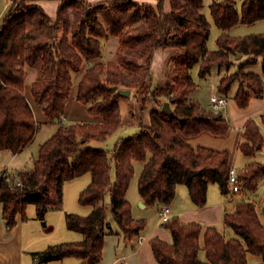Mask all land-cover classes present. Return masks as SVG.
<instances>
[{
    "label": "trees",
    "instance_id": "1",
    "mask_svg": "<svg viewBox=\"0 0 264 264\" xmlns=\"http://www.w3.org/2000/svg\"><path fill=\"white\" fill-rule=\"evenodd\" d=\"M36 1L44 0H12L0 25V151L19 154L32 144L38 131L36 108L58 127L40 146L31 170L0 176L3 215L12 228L17 216L26 220V208L34 205L46 226L47 213L63 207L65 182L88 173L92 179L79 203L93 207L86 216L66 214L68 229L81 233L83 240L34 253L39 262L75 257L80 264H99L110 229L109 212L127 241L145 230L146 221L133 218L127 199L136 162L144 164L138 191L149 207L169 206L180 184L188 187L199 207L206 205L212 184L224 195L231 193L234 152L191 143L205 133L225 137L231 130L223 112L191 98L199 87L191 70L199 66V78L206 79L214 69L236 68L221 77L218 90L228 95L237 85L234 99L241 109L252 98H262L264 33L236 37L228 31L238 24L264 21V0H243L240 11L236 0L211 5V16L222 30L215 50L208 48L211 26L201 11L203 0H158L156 6L138 0H57L55 21ZM110 37L120 41L117 59L103 63V42ZM158 49L175 52L173 72L155 84L152 64ZM86 63L89 68L78 84L77 100L93 119L65 123L62 117L74 77ZM260 63L262 74L249 70ZM30 69L36 70L37 78L27 91ZM121 86L138 91L130 114L138 119L139 130L119 140L112 151L95 147L94 142L106 141L122 126L120 100L127 97L119 93ZM151 101L155 107L145 115ZM165 102L174 106L172 113L162 110ZM261 121L264 125V114ZM243 139L238 149L245 156L264 150V135L255 120L246 122ZM237 172L239 191L232 193L253 194L264 179V163L252 161ZM259 216L255 202L241 198L235 210L224 215L232 238L215 227L172 216L163 223L172 243L152 239L154 257L159 264H249V256H254L264 264V224Z\"/></svg>",
    "mask_w": 264,
    "mask_h": 264
},
{
    "label": "crops",
    "instance_id": "2",
    "mask_svg": "<svg viewBox=\"0 0 264 264\" xmlns=\"http://www.w3.org/2000/svg\"><path fill=\"white\" fill-rule=\"evenodd\" d=\"M87 1L90 3H95L103 0ZM138 1L153 6H156L158 3V0ZM35 4L42 6L50 18L53 21L56 20L59 6V2L57 0L36 1ZM11 5L12 0H0V25L9 13ZM221 34L222 30L219 31L218 37ZM229 34L234 36L230 32ZM236 37H238V35H236ZM119 47V38H108L103 42V53L99 61L103 63L115 62ZM174 52L175 49H158L155 52L152 64V74L154 76L155 84L161 83L165 80L164 68L166 62ZM88 68L89 64L86 63L82 71L75 75L74 86L76 82L78 84L80 83ZM249 70L258 74H262V69L261 71H255L253 69ZM196 72L199 73V67ZM193 74L192 76L198 83L199 87L194 92V97H192V99L199 100L205 108H210L209 98L206 101L202 100L203 93L202 90H200V82L196 80ZM217 74L216 75L219 79V72ZM28 77L32 79V84L37 78L36 70L30 69ZM217 83L218 80L215 81L216 85ZM236 90L237 85H235L231 93L228 94L229 104L223 111L225 118L229 121L231 126L230 133L225 137H214L205 133L195 139H192L191 143L193 145H204L218 150L229 149L233 151L234 159L232 165L238 171L243 169L249 162H261L259 159L264 157V150L256 152L251 157H247L238 149L239 144L244 141L243 132L245 124L248 120H255L260 125L264 135V125L261 121V116L264 114V96L262 98H252L249 106L245 109H241L238 107L234 99ZM9 153L11 152L0 151V157H7ZM18 155L19 154L11 153L12 160ZM238 161H240L241 166H236ZM143 167L144 164L140 163L138 181ZM128 192L127 199L132 205L133 218L135 220L146 221V228L138 237L134 238L132 241H127L113 217L110 219L108 216L110 229L107 231L104 239L103 256L99 264H159L152 251V239L159 238L166 243H172V235L169 230L163 226L159 215L160 210L164 206L149 207L143 202L139 191L137 194L132 193V195H130ZM256 194H258V192ZM238 198L240 197L232 192L229 195L222 194L220 187L216 184H212L208 188L206 205L199 207L192 202L188 187L184 184H180L177 186L175 198L169 206L171 207L172 216H177L181 222L200 223L204 227H215L221 233H223L226 238H232L235 237V235L234 233L232 234V230L226 227L224 224V215L226 212H233L235 210L237 202L239 201ZM142 203L145 206H142ZM88 207L90 208V213L93 210V207ZM27 209L28 207L26 208V211ZM49 212L46 217V221L48 223H46V226H44L38 219L35 208V211L28 213L26 220L22 219L21 214H19L17 216L16 225L10 228L8 227L3 215V204L0 202V264H44L39 262L33 256V254L41 253L48 247L60 243L79 242L83 240L84 236L81 233L78 232L77 235L75 233H68L75 232L69 229H67L69 231L65 232L63 231V228H65L63 226L61 227L62 229L59 230L60 235H50V233L54 231V228H52L54 226H51V224H54V219L51 215H49ZM67 213L70 212H66V214ZM80 262L81 261L78 258L68 257L63 260L52 261L48 264H80Z\"/></svg>",
    "mask_w": 264,
    "mask_h": 264
},
{
    "label": "rangeland",
    "instance_id": "3",
    "mask_svg": "<svg viewBox=\"0 0 264 264\" xmlns=\"http://www.w3.org/2000/svg\"><path fill=\"white\" fill-rule=\"evenodd\" d=\"M225 0H203V7L201 9L202 13L207 16L208 21L210 22L211 26V34L208 40V48L211 50H215L217 48V38L219 35V31H221L220 28L217 27L215 24L212 16H211V5L214 2H223ZM237 7L239 11L241 10V5L243 0H236ZM228 32L233 34L234 36L238 35V37H243L247 35L252 34H260L264 33V21H258L253 24H238L234 27H232ZM240 57V55H238ZM232 59H235V57H232ZM199 66H195L192 69V74L195 76L196 80L200 82V90H202V96L203 101H206L211 93V82L215 84V81L221 79V77L230 75L231 73H234L236 68H232L230 71L222 70L219 72L220 77L218 79V72L217 70H213V72L206 78V79H200L198 76V69ZM250 69H253L255 71H261L262 67L261 64H258L255 67H252ZM173 72V65L171 63V57L166 62L164 73H165V79L166 77H169L170 73ZM216 72V73H215ZM217 74V75H216ZM77 75V74H76ZM212 80V81H211ZM32 79L30 77L27 78V91H30ZM77 89H78V83L76 82L75 86L72 89L71 98L68 102L67 110L65 114L63 115V121L65 123H75V122H83V121H91L93 119V116H91L88 113L87 107L81 104L77 100ZM120 89H125L124 87H120ZM127 90V89H125ZM130 95L129 97L125 99L120 100V106H121V113H122V126L112 135L110 136L106 141L104 142H94L93 145L98 148H103L108 151H112L116 145V143L124 138H128L129 136L134 135L138 132V119L132 118L130 111L133 108V104L136 100L137 90L136 89H129ZM194 97V93L191 95V98ZM161 101H166V97L162 96L160 97ZM155 107L154 102H150L147 106V109L145 110V115H148L150 110ZM36 108V107H35ZM173 109L174 106H171ZM39 109V108H38ZM36 110V119L38 122V131L35 136L34 141L30 146H28L26 149H24L22 152L19 153L16 158H13L11 153L8 154L7 157H0V176L3 172H6V174H16L19 171L22 170H31L33 168V161L38 156L39 148L40 146L45 143L57 130V124L56 123H48L45 119V116L41 114V112ZM146 121V118L143 119V122ZM264 155V153H263ZM259 161L264 163V157L260 158ZM236 166H241L240 161L236 163ZM139 167L140 163L136 162L135 164V175L131 181L130 187H129V194L132 195V193H138V174H139ZM234 168V167H233ZM239 171V170H238ZM236 173L237 170H236ZM91 174L88 173L82 177L75 178L74 180L67 181L64 184V204L63 207L59 210H53L49 212V215L52 216L54 219V224L51 226H54V231L50 233V235H60V229L63 228V231H69L67 230L66 226V218L65 214L66 212L74 213L81 216H86L89 214L90 208L88 206H83L79 203V196L80 193L88 186L90 183ZM217 185V184H216ZM217 187V186H216ZM258 192V194H256ZM256 193H248L242 196H239L238 200L242 199H249L253 202H255L257 210L259 212V215L262 223L264 224V179L261 181L259 189ZM106 205L110 204V196L108 195L105 200ZM70 210V211H69ZM35 211L34 205H29L28 209L26 211V216H28V213H32ZM51 213V214H50ZM48 214V213H47ZM109 218H112V215L109 212ZM47 217V215H46ZM47 219V218H46ZM45 219V220H46ZM47 223V221H46ZM48 224V223H47ZM68 233H75L77 235L78 232H68ZM234 233L233 231L231 232ZM202 259H205L204 253L201 255ZM261 261L260 258L249 256V264H259Z\"/></svg>",
    "mask_w": 264,
    "mask_h": 264
},
{
    "label": "built area",
    "instance_id": "4",
    "mask_svg": "<svg viewBox=\"0 0 264 264\" xmlns=\"http://www.w3.org/2000/svg\"><path fill=\"white\" fill-rule=\"evenodd\" d=\"M229 104V97L228 95L221 93L218 90V87L216 84L212 83L211 84V93L209 96V107L211 110L215 112H223L227 105ZM230 187H231V192H238L239 191V182H238V176L236 173V169L232 168L230 172ZM20 185V182L17 183ZM160 219L162 223L167 222L171 217V207L170 206H164L160 212Z\"/></svg>",
    "mask_w": 264,
    "mask_h": 264
},
{
    "label": "water",
    "instance_id": "5",
    "mask_svg": "<svg viewBox=\"0 0 264 264\" xmlns=\"http://www.w3.org/2000/svg\"><path fill=\"white\" fill-rule=\"evenodd\" d=\"M114 90H116V88H114ZM119 93L121 95L125 96V97H129V95H130V91L129 90H125V89L119 90ZM162 110L164 112H167V113H172L173 112L169 102H165L164 103ZM142 206H145V205L142 203Z\"/></svg>",
    "mask_w": 264,
    "mask_h": 264
}]
</instances>
